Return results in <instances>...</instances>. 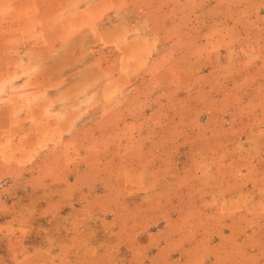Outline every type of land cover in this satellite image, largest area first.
<instances>
[{"label":"crops","instance_id":"crops-1","mask_svg":"<svg viewBox=\"0 0 264 264\" xmlns=\"http://www.w3.org/2000/svg\"><path fill=\"white\" fill-rule=\"evenodd\" d=\"M66 4L59 19L72 15V27L53 48L0 47V264H118L120 247L125 264L264 263V110L185 116L203 137L183 159H161L176 145L155 141L174 131L145 132L127 95L160 73L147 17L128 0ZM119 134L123 164L109 141ZM68 144L87 162L62 160Z\"/></svg>","mask_w":264,"mask_h":264},{"label":"rangeland","instance_id":"rangeland-1","mask_svg":"<svg viewBox=\"0 0 264 264\" xmlns=\"http://www.w3.org/2000/svg\"><path fill=\"white\" fill-rule=\"evenodd\" d=\"M69 1L72 0H0L1 49L24 44L38 45L43 41L53 48L60 42L62 33L72 27L71 23L66 22L72 15L64 13V19H59L61 3L64 6ZM128 1L135 2L140 12L147 17L143 23L158 46L152 63L160 73L155 77L145 74L138 88L130 90L127 95L139 100L137 108L131 109L143 111L145 132L157 128L158 124L160 129L169 127L174 131L170 137L155 141L156 147L160 148L169 142L176 145L169 156L161 154V159L167 160L171 156L183 159V146L200 142L202 135L198 133L199 121L193 119L195 116L207 111H231L233 105L234 111L240 114H259L264 110V0ZM8 33L17 36L8 39L5 37ZM43 33L45 39L41 40L39 34ZM22 34L25 38L18 36ZM35 37H38L37 40ZM149 59L148 54L144 55L145 64ZM207 69L211 70L208 77L204 75ZM211 80L212 83L220 81L225 84L213 88L209 86ZM216 94L224 96V101L217 104L213 100ZM232 98L236 99V103L230 102ZM167 116L173 118L167 119ZM185 116H193V120L183 118ZM260 121L263 120L256 119L250 124L257 125ZM119 124L123 129V121ZM185 125L194 128L196 133L177 135L175 131ZM79 139V145H86L85 137ZM109 141L115 146L122 145L121 151L118 147L113 155L119 158L121 154L120 163L123 164V134L111 136ZM151 141V136H145L144 144H150ZM69 147V144L65 147L67 150L62 160L87 162L84 153L72 152ZM148 153L145 151L144 155ZM200 154L204 153L199 150L192 152L196 157ZM126 162L132 160L127 159ZM147 249L142 251L145 258L150 254ZM112 253L122 259L118 264H125L123 257L130 256L125 252L123 254L122 247ZM260 259H264V254Z\"/></svg>","mask_w":264,"mask_h":264}]
</instances>
